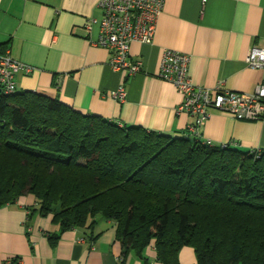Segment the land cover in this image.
Wrapping results in <instances>:
<instances>
[{
	"label": "trees",
	"instance_id": "obj_1",
	"mask_svg": "<svg viewBox=\"0 0 264 264\" xmlns=\"http://www.w3.org/2000/svg\"><path fill=\"white\" fill-rule=\"evenodd\" d=\"M24 194L60 231L112 220L119 264L130 253L146 260L150 244L162 264H180L183 246L196 264H264V151L118 125L33 91L0 92V206Z\"/></svg>",
	"mask_w": 264,
	"mask_h": 264
},
{
	"label": "crops",
	"instance_id": "obj_2",
	"mask_svg": "<svg viewBox=\"0 0 264 264\" xmlns=\"http://www.w3.org/2000/svg\"><path fill=\"white\" fill-rule=\"evenodd\" d=\"M99 0H0V53L28 65L32 72L15 74L17 91L57 98L82 114H94L118 125L140 126L171 137H184L193 117L177 113L182 95L158 76L163 49L190 56L193 83L250 92L261 72L247 66L253 45L264 46V0H165L150 43L133 41L132 60L142 69L125 79L123 101L112 97L122 74L109 65L110 52L93 42L90 17L98 20ZM200 139L241 151H264V120H240L211 111L199 129ZM30 194L0 206V264H119L121 245L112 220L98 218L92 228L60 231L52 216L41 215ZM57 236L53 242L51 236ZM146 264L156 260L153 244L144 251ZM19 260L20 262H17ZM130 254L127 264H145ZM180 264H195L191 247L178 253Z\"/></svg>",
	"mask_w": 264,
	"mask_h": 264
},
{
	"label": "built area",
	"instance_id": "obj_3",
	"mask_svg": "<svg viewBox=\"0 0 264 264\" xmlns=\"http://www.w3.org/2000/svg\"><path fill=\"white\" fill-rule=\"evenodd\" d=\"M164 2L99 0L100 19L90 17L84 25L86 31L90 32L93 24L98 22V36L93 43L110 52L109 65L122 74V82L112 92V97L118 101H123L126 95L125 79L142 69L140 59L132 60L129 57L130 44L133 41H152ZM189 61L187 53L166 48L162 50L158 70V76L174 84L182 95L176 112L193 117V122L186 128L187 136L212 145L209 140L202 141L199 132L210 118L211 111H219L240 120H264V46L253 45L245 56L247 66L261 72V81L250 92L223 89L220 81L211 88L196 85L188 73ZM32 69L30 65L13 58L8 49L0 53V92H16L15 74H28ZM221 146L225 147V144ZM11 262L12 259H9L8 263Z\"/></svg>",
	"mask_w": 264,
	"mask_h": 264
},
{
	"label": "rangeland",
	"instance_id": "obj_4",
	"mask_svg": "<svg viewBox=\"0 0 264 264\" xmlns=\"http://www.w3.org/2000/svg\"><path fill=\"white\" fill-rule=\"evenodd\" d=\"M192 249V251H193V255H194V260H195V264H196V257H195V254H194V250H193V248H191ZM131 254V253H130ZM129 254V255H130Z\"/></svg>",
	"mask_w": 264,
	"mask_h": 264
}]
</instances>
